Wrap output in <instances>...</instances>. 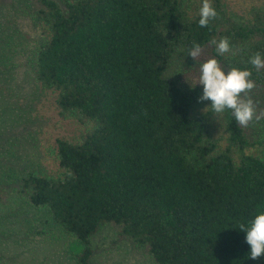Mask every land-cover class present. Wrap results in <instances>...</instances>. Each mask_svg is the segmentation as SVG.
I'll use <instances>...</instances> for the list:
<instances>
[{"label": "trees", "instance_id": "trees-1", "mask_svg": "<svg viewBox=\"0 0 264 264\" xmlns=\"http://www.w3.org/2000/svg\"><path fill=\"white\" fill-rule=\"evenodd\" d=\"M38 3L36 81L89 130L57 141V177L31 174L22 190L82 246L81 264L105 225L155 264H264L250 258L239 228L264 211V114L247 135L230 110H206L200 88L182 77L198 43L228 70H250L251 94L264 99V68L250 63L264 58V5L243 20L211 0L219 16L202 28L188 0ZM225 37L234 55L210 43ZM217 116L226 146L215 137Z\"/></svg>", "mask_w": 264, "mask_h": 264}, {"label": "rangeland", "instance_id": "rangeland-1", "mask_svg": "<svg viewBox=\"0 0 264 264\" xmlns=\"http://www.w3.org/2000/svg\"><path fill=\"white\" fill-rule=\"evenodd\" d=\"M188 1L194 9L202 6V0ZM222 3L227 16L249 20L264 0ZM38 8V0H0V264H81L82 246L51 222L46 209L34 207L22 190L23 179L31 174L57 177L62 172L57 141L79 140L89 130L87 122L61 114L56 94L36 81L35 54L43 36L31 14ZM211 58L204 50L182 75L201 94L200 65ZM249 95L258 115L264 114L262 95ZM201 103L210 110V100ZM216 119L215 137L226 146L224 122ZM244 128L248 135L249 128ZM90 247L89 264H155L146 250L121 237L113 225L103 226Z\"/></svg>", "mask_w": 264, "mask_h": 264}, {"label": "clouds", "instance_id": "clouds-1", "mask_svg": "<svg viewBox=\"0 0 264 264\" xmlns=\"http://www.w3.org/2000/svg\"><path fill=\"white\" fill-rule=\"evenodd\" d=\"M199 16V26L207 28L211 21L218 18L219 14L211 0H202ZM210 43L215 45L216 52L220 55L229 52L235 54L226 37L219 41L212 39ZM201 51V46L194 43L188 54L196 60ZM250 63L257 70L264 68V58L260 53L252 56ZM200 72L198 83L203 85V94L199 97V101L210 100V108L214 113L221 114L230 110L236 122L242 127H247L254 119L260 118L256 114L254 101L249 95L256 86L251 79L250 70L234 67L225 74L219 61L211 58L200 65ZM239 228L246 233V242L250 245V258L257 259L264 256V211L255 215L247 226L241 224Z\"/></svg>", "mask_w": 264, "mask_h": 264}]
</instances>
